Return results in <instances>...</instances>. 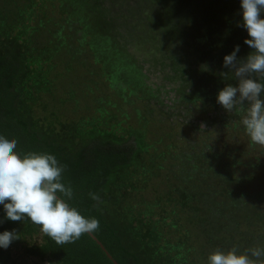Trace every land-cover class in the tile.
I'll use <instances>...</instances> for the list:
<instances>
[{
	"label": "trees",
	"instance_id": "1",
	"mask_svg": "<svg viewBox=\"0 0 264 264\" xmlns=\"http://www.w3.org/2000/svg\"><path fill=\"white\" fill-rule=\"evenodd\" d=\"M126 2L0 0V135L55 155L68 202L100 224L58 245L0 205V233L20 237L0 264H207L217 249L264 248V147L234 112L184 131L151 102L162 85L135 56L209 119L238 84L224 56L252 51L240 0Z\"/></svg>",
	"mask_w": 264,
	"mask_h": 264
},
{
	"label": "clouds",
	"instance_id": "2",
	"mask_svg": "<svg viewBox=\"0 0 264 264\" xmlns=\"http://www.w3.org/2000/svg\"><path fill=\"white\" fill-rule=\"evenodd\" d=\"M240 5V26L249 37L244 42L252 51L238 59L240 48L236 45L224 56V67L238 84H227L221 89L217 102L228 112L241 116L250 141L264 147V0H240ZM17 143L14 138L0 135V205L7 218L29 219L58 245L74 243L82 235L97 231L99 220L85 217L68 202L73 190L62 182L66 166L49 153L29 151L21 155L16 151ZM92 199L99 197L93 194ZM19 238L15 230H5L0 233V248L7 249ZM207 264H264V248L253 247L243 252L235 247L227 251L217 249L209 254Z\"/></svg>",
	"mask_w": 264,
	"mask_h": 264
},
{
	"label": "rangeland",
	"instance_id": "3",
	"mask_svg": "<svg viewBox=\"0 0 264 264\" xmlns=\"http://www.w3.org/2000/svg\"><path fill=\"white\" fill-rule=\"evenodd\" d=\"M137 0H127L126 4L128 3L129 5L136 3ZM124 31V30H123ZM138 60L144 64L145 67V72L149 75V78L151 79L152 82L161 84L162 85V90L160 94V98L163 101L162 104L157 103V99H152L153 104H157V108H160L161 110L164 111L163 116H169L170 120H179V122H184L185 128L182 127L184 131H190L192 130L196 132L197 130H208L210 129V124L212 122V117L216 116L217 114L222 115V114H227V110H225L222 106L220 108H215V109H210L209 112L205 114V116L210 117L209 119L204 118V115L200 111H194V115H192L191 111L188 110L187 105L182 104L180 105L179 97H178V92L177 90H174V88L179 86V83H167L166 80H164L162 77L164 73H162L161 69L159 71L155 68L149 69V65L146 61V56L143 54V52L136 53L135 55ZM157 70V71H156ZM165 84V86H164ZM178 105V106H177ZM218 105H220L218 103ZM41 107V106H40ZM192 107V106H190ZM194 108V107H192ZM188 122L192 124V126H187ZM197 127V128H195ZM194 132V133H195ZM166 178V177H165ZM174 182V180H172ZM168 179H165V182L160 183L159 188H164L168 184Z\"/></svg>",
	"mask_w": 264,
	"mask_h": 264
},
{
	"label": "water",
	"instance_id": "4",
	"mask_svg": "<svg viewBox=\"0 0 264 264\" xmlns=\"http://www.w3.org/2000/svg\"><path fill=\"white\" fill-rule=\"evenodd\" d=\"M116 262V261H115ZM117 263V262H116Z\"/></svg>",
	"mask_w": 264,
	"mask_h": 264
}]
</instances>
